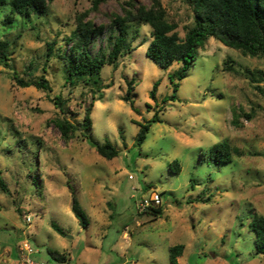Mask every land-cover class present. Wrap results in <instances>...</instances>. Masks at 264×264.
Returning a JSON list of instances; mask_svg holds the SVG:
<instances>
[{"label": "rangeland", "instance_id": "rangeland-1", "mask_svg": "<svg viewBox=\"0 0 264 264\" xmlns=\"http://www.w3.org/2000/svg\"><path fill=\"white\" fill-rule=\"evenodd\" d=\"M92 1L51 0L46 15L14 16L10 25L4 24L9 8L1 9L0 38L16 43L11 68L0 65V179L7 189H0V264H19L24 241L34 251L31 260L47 264H171L168 251L176 245L185 248L177 264H264L249 227L264 216V81L251 83L244 71L264 72V59L243 57L210 38L179 80L180 63L162 68L147 58L150 29L142 25L132 52L101 71L107 88L93 103L90 137L65 143L53 123L62 116L54 97H62L68 120L80 122L91 93L66 85L60 62L48 63L43 72L46 44L62 45ZM126 1L106 0L89 18L108 25ZM160 3L183 38L192 25L191 7L182 0ZM106 37L104 32L93 53ZM227 59L236 72L223 70ZM15 74L25 81L44 76L51 92L19 87ZM130 81L133 91L124 101ZM142 125L149 130L139 145ZM105 141L117 157L95 152L93 144ZM224 141L241 152L235 162L200 161L205 150ZM175 160L178 175L170 171ZM70 188L87 226L71 211ZM155 193L158 217L146 212L155 204H142ZM55 253L64 260L55 261Z\"/></svg>", "mask_w": 264, "mask_h": 264}, {"label": "trees", "instance_id": "trees-1", "mask_svg": "<svg viewBox=\"0 0 264 264\" xmlns=\"http://www.w3.org/2000/svg\"><path fill=\"white\" fill-rule=\"evenodd\" d=\"M192 10V25L186 29L181 38L177 32V24L167 19L165 9L160 0H151L149 5H140L135 0H128L120 8V11L109 15V24L98 26L90 13H100L99 5L106 0H93L89 10L78 14L75 19V28L68 36L61 38L62 45L58 46L57 40L46 44L45 62L43 72L49 67L47 64L57 61L62 64L64 82L73 88H86L91 93V101L84 109L80 122H71L67 119L65 103L61 96H55L53 103L59 109L60 118L53 120L61 139L68 143L77 136L82 140L90 137L89 132L93 127L92 108L93 103L102 98V91L107 87L101 80V71L104 66L116 67L117 60L132 52V44L138 37V28L142 25L150 29L151 42L148 45L146 56L152 62L162 68L180 63L181 67L177 78L182 80L187 76L190 66L196 60V53L203 49L207 41L212 38L223 46L235 50L243 57L264 59V0H182ZM51 0H0V12L3 7L9 8V15L4 24L10 25L14 16L30 17L36 15L42 17L47 14ZM135 26L134 31L131 29ZM107 32L106 42L93 53L96 42ZM19 37V34L16 36ZM15 39L0 38V65L10 69V56L13 53ZM233 61L227 59L223 62V70L236 72ZM245 74L251 83L264 81V72L245 69ZM14 83L19 87H35L38 90L51 92L49 80L39 76L25 81L17 74L13 76ZM156 83L153 86L151 97L154 98ZM133 81L128 82L127 95L124 101H129L133 91ZM177 87H174V95ZM256 91L262 92L258 85ZM132 106V103H131ZM248 119L250 115L244 114ZM156 118V117H155ZM149 125H142L136 136V142L140 145L146 138ZM95 152L107 160L118 156L116 148L105 141L103 144H93ZM241 156L237 148H233L226 141L217 143L203 152L200 156L202 162L216 164H230ZM170 171L178 175L180 166L177 160L170 164ZM0 189L7 192L6 185L0 179ZM71 194V211L80 225L87 226L88 220L81 209L74 191ZM160 206H149L146 212L154 217L161 214ZM51 227L61 235L64 232L55 223ZM254 234L255 253L264 256V216L258 215L249 224ZM183 245L169 248V261L177 264V259L184 251ZM55 261H63L59 254H52Z\"/></svg>", "mask_w": 264, "mask_h": 264}, {"label": "built area", "instance_id": "built-area-1", "mask_svg": "<svg viewBox=\"0 0 264 264\" xmlns=\"http://www.w3.org/2000/svg\"><path fill=\"white\" fill-rule=\"evenodd\" d=\"M149 203L155 204L156 206L160 205L161 204L160 196L155 193L153 194V196L149 201L144 200L142 202L144 206L149 205ZM30 222H31L30 216H25L24 223H30ZM33 253L34 251L32 250L31 246L28 244V242L24 241L19 250V264H47V263H38L32 261L31 255Z\"/></svg>", "mask_w": 264, "mask_h": 264}]
</instances>
